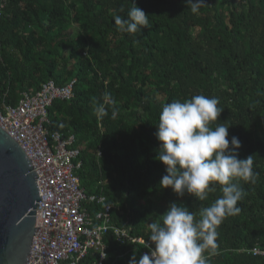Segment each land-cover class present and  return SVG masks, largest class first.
<instances>
[{"label":"trees","instance_id":"16d2710c","mask_svg":"<svg viewBox=\"0 0 264 264\" xmlns=\"http://www.w3.org/2000/svg\"><path fill=\"white\" fill-rule=\"evenodd\" d=\"M131 3L150 15L141 33H121L114 23ZM206 4L192 14L185 0H0V109L47 81L74 80L73 97L49 107L47 127L74 137L80 187L106 197L111 225L148 241L147 225L170 203L199 218L220 196L218 187L206 201L160 187L165 168L154 157L162 106L198 94L218 98V122L241 141L240 159L254 155L259 175L255 185L241 182V212L218 227L210 264H264L251 253L264 250V0ZM104 244V264H129L146 251L117 243L112 232Z\"/></svg>","mask_w":264,"mask_h":264},{"label":"clouds","instance_id":"9594fccd","mask_svg":"<svg viewBox=\"0 0 264 264\" xmlns=\"http://www.w3.org/2000/svg\"><path fill=\"white\" fill-rule=\"evenodd\" d=\"M131 5L126 18L114 17L121 33H141L150 26V15ZM185 5L192 14L207 6L206 0H185ZM110 103L116 102L110 99ZM219 103L216 97L198 94L162 106L155 126L159 149L154 157L165 168L160 187L171 189L178 198L187 194L199 201H206L218 187L220 196L200 209L199 218L184 204L170 203L147 225L149 252L139 260L134 254L129 264H210L219 247L218 227L227 217L240 214L237 205L246 195L241 182L255 185L259 174L253 171L254 155L240 159L241 141L236 136L229 139L231 126L218 122L224 111ZM95 111L107 114L103 105H96Z\"/></svg>","mask_w":264,"mask_h":264},{"label":"built area","instance_id":"2783aa9c","mask_svg":"<svg viewBox=\"0 0 264 264\" xmlns=\"http://www.w3.org/2000/svg\"><path fill=\"white\" fill-rule=\"evenodd\" d=\"M74 83L57 86L47 81L35 92L21 93L15 106L0 109V127L15 140L38 177L42 202L36 203L35 233L26 264H104V238L109 232L117 243L128 242L142 246L144 254L149 252L145 239L111 225L113 207L104 195L87 196L81 189L76 176L80 152L72 147L74 137L47 127L49 107L55 100H70ZM251 253L264 257L258 247Z\"/></svg>","mask_w":264,"mask_h":264},{"label":"water","instance_id":"95a60500","mask_svg":"<svg viewBox=\"0 0 264 264\" xmlns=\"http://www.w3.org/2000/svg\"><path fill=\"white\" fill-rule=\"evenodd\" d=\"M37 175L24 152L0 127V264H26L42 202Z\"/></svg>","mask_w":264,"mask_h":264},{"label":"rangeland","instance_id":"374dc122","mask_svg":"<svg viewBox=\"0 0 264 264\" xmlns=\"http://www.w3.org/2000/svg\"><path fill=\"white\" fill-rule=\"evenodd\" d=\"M2 5H4V3Z\"/></svg>","mask_w":264,"mask_h":264}]
</instances>
